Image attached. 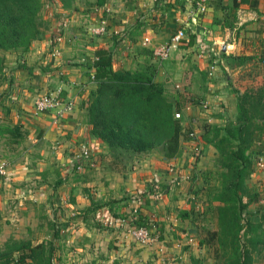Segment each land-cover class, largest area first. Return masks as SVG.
Segmentation results:
<instances>
[{
  "label": "crops",
  "instance_id": "crops-1",
  "mask_svg": "<svg viewBox=\"0 0 264 264\" xmlns=\"http://www.w3.org/2000/svg\"><path fill=\"white\" fill-rule=\"evenodd\" d=\"M198 2L199 0H109L106 5L104 22L108 32H119L126 34L127 37L136 31V27L142 25L139 28V31H142L141 37L149 36L145 38L149 40L148 43L144 41L142 45L152 51L156 47L168 43L178 30L184 31V39L176 49L170 52V57L159 62L155 80L165 84L169 94H175L176 91L168 84L175 82L179 76L176 71L183 68L184 76L180 83L181 86L175 82V88L180 89L179 93L199 98L200 104H204L202 107L207 111L198 110L199 105H189L183 109L186 118L183 123L184 127L190 128L196 133L197 143L203 146L202 149L206 153V156L199 160L193 159L190 151L192 143L187 141L183 144L188 147L189 151L182 153L180 158L163 161L154 156L139 155L128 166L120 165L122 169H118L106 148L90 136V127L86 123L83 103L87 99L92 83L88 82L86 70L81 63L85 58L83 54L87 56L84 59L85 62L83 61L86 63L97 49H109L113 46L109 39L105 40V37L102 36L97 38V45L85 38L84 33L87 29L102 22L99 19L100 16H96L94 13L86 15L76 12L78 16L76 14L73 15L74 17L71 15L65 17L70 26L61 29L58 34L62 37V43L57 42L55 34L51 35V38L45 35V38L42 37L39 41L32 43L26 64L30 59L28 65L33 66L36 74H39L38 66L46 68L47 74L41 75L40 73L38 79L32 77V73L29 71L22 74L25 70L14 69V76L24 75L20 77L23 79L19 78L17 84H21L25 93L29 94L32 91H40V89L49 93L61 89L63 99L73 100L75 107L71 113L58 120H55L54 112L36 113L33 102L30 103L31 106L23 107L24 112L21 115L27 118L24 128L29 129L31 131L29 132L35 136L29 142L31 144L29 148L16 153L15 157H17L14 159H18V162L12 161L7 178L0 179V196L6 190L10 192L13 187L19 197L18 202H15L17 206H22L21 198L24 200L28 198L30 201L35 199L38 202L35 191L44 186L41 183L42 178L45 177L43 180L45 184H51L60 175L63 183L59 187L63 186L65 194L72 201L64 206L63 217L59 218V222H65L64 219H67L70 214L75 216L76 219L73 218L68 222L67 228L71 227V232H75L72 229L74 224L80 227L81 234L88 231L83 230L85 229L83 228V219L78 220L79 212L85 208H91L92 204L96 202L99 205L96 207L99 209L93 218L94 221L106 224L110 220H115L111 217L112 211L119 210L120 213H123L126 208L123 206L124 203H122V207H119L118 204H112V202L121 201L118 199L124 196L122 195L124 191L127 192V212L129 213L131 206L134 205L139 209L138 215L135 217H144L148 229L157 226L158 230H162L161 237H158L159 242L157 241L159 244L153 245L157 251L152 252V250L144 249L134 241H130L128 236L127 240L124 239L123 242V238L115 235L116 232L112 234L109 231L110 234L104 235L101 231L102 228L96 229L98 225L88 226L87 228H92V232L87 233L89 237H92L93 243L95 233H98L96 240L99 249V251L96 249L97 252L87 258L91 259L90 264H125V261L127 264H146L145 260L150 258L148 256H152L150 259H154V254L158 256V253H163L172 247L174 242L182 237L180 233L183 230H185V234L191 231L187 221L182 220L179 213L175 211L178 207L177 202L175 204L169 198L172 184L175 181L178 184L180 181L178 184L180 185L179 193L181 195L188 194L186 184L188 175L194 173L197 168H201V165L206 168L211 163V166H214L216 159L218 160L215 150L209 145H204L200 139L203 125L221 126L225 120L233 119L237 93L256 90L264 85V75H257L256 72V69L257 71L259 69L258 65L260 66L264 60V57L261 62L259 60L264 52V30H262L264 27V0H235L237 7L234 6L233 0H207L206 12L199 15L194 23L192 21L193 12ZM167 4L169 5L165 6ZM54 30L56 29L54 28ZM127 44L130 47L133 46L132 42L128 40ZM195 47H198L197 52L202 51L203 59L199 58L200 62L194 60L191 62L175 61L176 57L171 56V53L175 54L176 51L189 52L190 50L193 52ZM78 52H82V54L79 55ZM168 59L171 67H169L170 63L166 62ZM113 68L115 69L114 63ZM12 86H15L14 82ZM201 145L200 147H202ZM83 147H86L91 154L89 159H80V163H83L78 168L79 165L75 164V159L81 156ZM0 148L2 147L0 146ZM6 150L8 151V149ZM252 150L259 154V158L254 162L253 173L246 180L245 188L249 195H256L249 206V218L253 225L258 226V234H260L258 239L264 242V134L255 136ZM12 152H14L13 149ZM260 159L263 160L262 167L258 163ZM109 162H112L113 165ZM81 175L86 176L81 177ZM186 198H188L187 202L189 200V206L187 208L185 205L182 209L188 211L192 209L193 197L189 194ZM122 202L125 200L122 199ZM57 203L59 205V202ZM34 206L37 205L27 206L26 210H34ZM136 208L134 211L137 210ZM51 218L54 222L53 217ZM22 220L23 218L16 219L17 222ZM186 225L187 227H184ZM64 227L63 225L62 229ZM67 228L64 230L65 232ZM61 233L64 240L63 230ZM81 236L77 239L80 240L79 242L90 243L91 240ZM75 240L73 236L67 242ZM106 243L118 248L109 247ZM103 246H106V250L111 249L108 251L109 253H104ZM197 252L199 251L196 249L189 251L188 254L184 251L181 252L183 255L179 264H187L190 256L199 257L196 255ZM166 256H169V253ZM157 261L160 262V260ZM167 261L164 259L160 264H166ZM253 262L262 264L261 254L255 252Z\"/></svg>",
  "mask_w": 264,
  "mask_h": 264
},
{
  "label": "trees",
  "instance_id": "trees-1",
  "mask_svg": "<svg viewBox=\"0 0 264 264\" xmlns=\"http://www.w3.org/2000/svg\"><path fill=\"white\" fill-rule=\"evenodd\" d=\"M57 1L63 12L77 11L76 3L85 2L93 8L90 14L100 16L101 21L106 19L109 0H92V3L89 0ZM42 13V0H0V54L15 55L20 69L26 68L31 45L40 39ZM89 13L85 11L86 15ZM141 26L128 37L126 35L133 46L141 36ZM118 34H112L114 47L97 49L88 62L82 64L92 83L83 103L89 134L106 148L114 164L124 167L136 156L154 150H158L165 160L176 159L181 155L182 144L189 141L188 135L193 132L183 125V109L187 104L200 105L201 101L184 93L169 95L166 85L155 80L159 61L148 48L138 49L144 58L136 67L114 69L115 48L123 42V36ZM34 70L28 68L31 73ZM175 113H181V117L176 119ZM26 134L23 124L0 125V143L7 149L21 145ZM262 134L264 85L237 93L233 119L225 120L221 126L205 124L201 129L200 139L215 150L220 172L216 174L218 186L213 188L207 210L213 216L215 230L208 231V238L200 240L199 244L201 247L208 243L214 248L216 264H254L255 252L261 254L264 264V242L258 239V226L250 223L246 213L256 195H249L245 188L246 180L253 173L254 162L259 158L252 150L254 139ZM193 215V209L180 213L182 220L188 221L192 231L197 232ZM129 226L148 227L144 217H135ZM158 232L160 238L162 230ZM57 235L55 232L53 238ZM54 259L52 240L32 245L29 241L10 238L0 246V264H53ZM187 264L206 263L205 259L193 255Z\"/></svg>",
  "mask_w": 264,
  "mask_h": 264
},
{
  "label": "rangeland",
  "instance_id": "rangeland-1",
  "mask_svg": "<svg viewBox=\"0 0 264 264\" xmlns=\"http://www.w3.org/2000/svg\"><path fill=\"white\" fill-rule=\"evenodd\" d=\"M89 1L92 3V0H89ZM42 3H43V13L41 16L42 28H41L40 38H42V37L45 38V35H48V37L51 38V35L55 34L57 37V42H59V41L61 42V40H62V37L60 35H58V34H60L61 29H66L70 26V25H68V22L65 20L66 19L65 17H68V15H71L72 17H74L73 15H76L77 14L76 12L85 14V11L89 13V12H91V10H93L92 7L87 6L88 4H85V2H82V1L76 3L77 8H78L77 11L66 12V13L62 11V9L60 8V4L58 3L57 0H42ZM168 5L169 4H167L166 6H168ZM63 14H65L66 16H64ZM77 16H78V14H77ZM71 24H72V22H71ZM98 26H99V23L97 25H94L93 27L87 29V31L84 33L85 38H87L89 41L95 42L97 45L98 44L97 38L99 39L102 36V37H105L104 38L105 40L109 39L113 45L111 47H114V41L112 39V36H113L112 34L114 32H108V30H106V32L103 35H96V34L92 33L94 29L98 28ZM52 27H54L56 30H54V28H52ZM120 35L123 36V39H122L123 42H122V44L120 43V45H118V47L115 48V54H114L115 69L117 70V69L134 68V67H136L137 62H141L142 59L144 58V56H141L139 54L138 49H141V47H145L142 45V43H144V41H146L145 38H148L149 36L148 35L147 36L145 35V37L140 36L138 39V42H137V45H139V46L134 45V46L130 47L129 44H127L126 34L123 35L122 33H119L118 36H120ZM37 41H39V39L36 40L35 42H37ZM146 43H148V42H146ZM90 46H92V45H90ZM111 47H109V49ZM145 48H147V47H145ZM197 49H198V47H195L193 52L190 50H189V52L176 51L175 54L171 53L172 54L171 56H173V58L176 57L175 61H181V62L182 61H184V62L190 61L191 62V60H194V61L200 62L199 58L203 59V57H201V55H203V54L201 53L202 52L201 50L197 52ZM78 54L81 55L82 52H78ZM2 55L3 54H0V59H2V60H0V68H1V72H0V125H2V124L13 125V123L14 124L16 123V124H23V127H24V122L27 118L22 117V115H21L22 112H24L23 107H25V105L29 106L30 103L33 102V100L35 98L46 93V91L40 89V91L39 90L38 91H32L29 94L25 93V91L21 88L22 87L21 84H17L20 79H23L20 77L24 76V75L20 74V76H18V77L13 75L14 69L15 68L17 69V67H18V64H17L18 58L15 55H5V56H2ZM83 55L85 57L84 59H86L87 56L85 54H83ZM28 56H29V54L26 56V58H28ZM187 56H188V58H187ZM84 59H82L81 63L85 62ZM259 60L261 62L262 58ZM28 61L30 62V59H28ZM25 62L27 63V59ZM29 62H28V64H29ZM166 62L170 63V60L168 59ZM26 63H25L26 68L22 69L25 71H23L22 74H25V72L28 71V68L33 67V66L31 67V65H28ZM89 63H90V60H89ZM170 65H171V63L169 64V67H171ZM258 67H259L258 71L256 69L257 75L258 74L264 75V68L261 65L260 66L258 65ZM176 68H177V66H176ZM18 69H20V68L18 67ZM45 69L46 68H43L42 66H38L37 71L39 72V74H36L35 72H33L35 74L32 73V77L39 79L40 73H41V75L47 74L46 73L47 70H45ZM182 69H179L176 71V73L179 75V76H177V78L175 80V82H178L176 84H180L182 82V78L184 76ZM16 79H18V80H16ZM11 82L12 83L14 82V85H15L14 87L12 86ZM88 82H90L89 78H88ZM175 82L174 83L171 82L168 85L173 87V89L176 91L175 93H177L178 91H180V89L175 88ZM180 86H181V84H180ZM85 90H88V89H85ZM180 93H182V92H180ZM169 95H172V94H169ZM187 105L189 106V104H187ZM202 105H204V104H202ZM202 105L201 104L199 105L200 108L198 107V110L207 111V110H205V108L202 107ZM19 121H21L23 123H21ZM185 121H186V118L184 117L183 123H185ZM24 130L27 132V134H26L27 136L21 145H17L13 148L14 152H12V148L8 149V151L7 150L5 151V149H7V148L4 147L2 143H0V146L2 147V148H0V165L5 164L7 167V169H6L7 175L4 177H0V179L1 178H7L8 170L11 166L10 164H12V161L18 162V159H14L17 157V156L15 157L16 153H19L20 151H23V150L29 148L31 145V144H29V142L32 141V139L34 138L35 135L31 134L30 133L31 131L27 128H24ZM186 130L191 131L190 128L186 129ZM202 148H203V146L200 149V156L197 158L198 160L200 158L206 156L205 150ZM188 151H189L188 147L185 146L184 144H182L181 154L184 152H188ZM144 156H146V157L154 156L155 158L162 159L163 161H165L164 157L162 156V154L158 150L157 151L154 150V151L150 152L149 154H145ZM10 157H13V158H10ZM180 157H181V155L178 158H180ZM217 158H218V156H217ZM216 161L214 163V166H211L212 164L210 163L206 167L207 170L204 167V165H201V168H197V170L195 171L196 173L193 170L194 173L189 174L187 180L185 178L186 184L188 187V194L181 195V193H179L180 185H178V184L180 181L178 182V184L176 181L174 182V184H172V191H171V195L169 198L173 201V203L176 204V202H177L178 207L175 209V211H177L179 213V215H180V213L187 211L185 209H182L185 205L187 208L189 206V200L187 202L186 199H188V198H186V197L189 196V194L191 195V197H193L191 207L194 210L193 220H194V224H195L194 227L197 228V232L192 231L191 226L189 227V223L187 221L188 227L191 231H189V233H187V234L184 233L185 230H183V232L181 231L182 233L179 232L182 237H180L176 242H174L172 247H169L163 253L162 252L158 253L157 254L158 256H156L154 254V259H150L152 256H148V258L149 257L150 258H149V260L148 259L145 260V261H147L146 264H157V262H158V264H160V262L164 259L168 260L166 262V264H179V261L181 262V258L183 255V254H181V252L184 251V252H186V254H188L189 251H193L194 249L199 251V252H197L196 255H198L200 258L205 259L206 264H216L217 260L215 259L214 253H213L214 248L210 245L208 246V243L204 246H201V247L199 244L200 240H205L208 238V234H207L208 231L215 230V223L213 221V216H211V212H209L207 210L209 209L208 205H209V202L211 201V194L213 192V188L218 186V177L216 174L220 172V168H219V160L216 159ZM112 162H113V160H112ZM112 162H109V164L110 163L112 164ZM114 165L116 166V168L122 169L121 168L122 166H120L121 164L117 163ZM126 166H128V165H126ZM215 168H216V170H215ZM126 169H127V167L125 168V170ZM58 175H59V172H58ZM82 176H86V175H81V177ZM73 178H75V177L73 176ZM43 180H45V177L42 178V180H41L42 185H44V186H42V188H40V189H36V187L34 188V190L36 189L35 192L37 193L36 196L38 198V202L35 199L30 201V199H28V198L26 200H24L23 198L20 197L22 199L23 204H22V206H19V205L17 206V204L15 202H18L17 199H19V197H18V194L14 192L13 187H11L10 192H7V190H6L4 192V194H2V196H0V207H1L0 208V246H3V244L10 238L15 239L17 241H29L32 243V245H37V244L42 243V242L47 243L50 240H52V241H54V246H55V259H54L53 264H78V263L90 264L91 259H87V258H90L92 256V253L95 254L97 252V250L99 251V249L97 248L98 242L96 240L98 233L97 232L95 233V241L93 243L92 237L91 236L89 237V234L87 233V232H89V233L92 232L91 231L92 228L91 229L87 228L88 226L93 227V226L98 225V227L96 229L102 228L101 231H103L102 233L104 235L110 234L109 231H111L112 234H113V232H116L115 235L123 238V240H122L123 242H124V239L127 240V236H128L127 230H128V228L131 227V226H129V223H130V221L132 222V220L135 218V215H138L137 212L139 211L138 208H136V207H134V205H132L130 208V212L129 213L127 212V202H126L127 201V192L124 191L123 194L121 193L122 195H124V196H122V198L118 199L121 201H117V202L113 201L112 202V204H118L119 207H122V203H124L123 206L126 208L123 213H120L119 210L112 211L113 215L111 217L115 218V221H116L115 226L114 225L110 226V225H107L103 222L101 223L100 221H97V222L94 221L93 218L96 215V211L99 209L98 207H96V206H99V205H97L98 204L97 202L95 204H92L91 208H85L84 210H81V212H79L78 220L83 219L84 227L83 226L82 227L85 228L83 230H88V231H85L84 234H81L80 229H79L80 227L76 226V224H74V222H73V224L75 226H73L72 229H74L75 232H71V227L67 228L68 222H70L71 219H73V218L76 219L75 216L70 214L67 219H64L65 222H59L60 219L63 217V210L65 209L64 206L65 205L67 206L72 201L65 194V190H64L63 186L59 187L60 184L63 183L62 177L60 175L57 176L56 179L53 180V182L51 184H45V182ZM176 188H177V190H176ZM11 191H13V192H11ZM175 193L176 194L178 193L179 196L176 195ZM122 199H124L125 202H122ZM97 201H99V200H97ZM57 202H59V205ZM33 205H37L36 207L34 206L35 207L34 210L33 209L26 210L27 206H33ZM18 207H22V208H18ZM94 207H96V208H94ZM134 208H136L137 210L134 211L135 210ZM17 209H18V211H17ZM92 209H95L94 213L90 212V211H92ZM58 210H60L61 212ZM246 213H247L248 220L251 221V219L249 218V208L247 209ZM127 214H129V215H127ZM50 215H53V216H50ZM23 216H25V217H23ZM51 217H53L54 222L51 220L52 219ZM22 218H23L22 221H20V222L16 221V219L20 220ZM100 223H101V225L99 226ZM63 225L65 226L64 229H62ZM184 227H187V225ZM66 228H67V230L65 232L64 230ZM104 229H107L108 231L105 232ZM179 229L181 230V228H179ZM62 230H63V235H65V239H64L65 241L61 237V235H62L61 231ZM55 232L58 235H57V238L54 239L53 237L55 235ZM149 232L151 234V237L157 238V241H158V237H159L158 236L159 235L158 227L157 226H155V228L151 227L149 229ZM49 234H51L53 236L51 237ZM173 234H174V232H173ZM73 236L75 237L76 240L74 242H71V241L67 242V240L71 239ZM80 236L81 237L85 236V238L87 240H91L90 243L89 242H87V243L79 242L80 240H77V239ZM128 238L131 239L130 241H134L130 236H128ZM117 241H119V240H117ZM134 242L137 243V245H139L140 247H143L144 249L147 248L149 250H152V252L154 250L157 251V249L153 245L159 244L158 243L159 241L158 242L155 241L152 244H143V243H139L136 241H134ZM193 243H194V245H193ZM85 245L88 246L89 248H87ZM106 245L109 247L118 248L117 246H115V245L113 246L112 244L108 245V243H106ZM103 249L105 251L104 253H109L108 251L111 250V249L106 250V246H103ZM167 253H169V256H166ZM157 260H160V262ZM93 262L95 263L96 259ZM106 264H108V263H106ZM125 264H127V261H125Z\"/></svg>",
  "mask_w": 264,
  "mask_h": 264
},
{
  "label": "built area",
  "instance_id": "built-area-1",
  "mask_svg": "<svg viewBox=\"0 0 264 264\" xmlns=\"http://www.w3.org/2000/svg\"><path fill=\"white\" fill-rule=\"evenodd\" d=\"M207 0H199V2L196 5V9L193 12V19L192 21L196 23L197 17L199 15H202L206 12L207 6H206ZM105 22L102 21L99 23L98 28L94 29L92 33L96 35H103L105 33ZM185 37L184 31L182 29L178 30L175 35H173L170 39V41L164 45H160L156 47L153 50V56L155 59L159 62L165 61L172 50L176 49L178 45L181 43V40H183ZM59 40V39H58ZM149 40L146 39L145 42H148ZM262 67H264V60L261 63ZM62 90L57 89L56 91H52L49 93H44L37 98L33 100V108L36 113H45V112H54L55 120H58L59 118L64 117L66 114L71 113L74 110L75 103L73 100H64L62 95ZM181 117L180 113H175V118L179 119ZM189 141L192 143V150L191 155L193 159H197L200 156V149L201 147L197 143V137L195 132L189 133ZM90 151L83 147L81 156L77 157L75 159V164L79 165L78 168H80V165L83 163H80V159H89L90 157ZM259 165L263 166V160L260 159L258 161ZM6 165L1 164L0 165V177L6 176ZM107 225L113 226L116 224L115 220H110L109 223L106 222ZM127 235L130 236L134 241L143 243V244H152L155 241L157 242V238L151 237V234L149 232V229L147 228H137V227H130L127 230Z\"/></svg>",
  "mask_w": 264,
  "mask_h": 264
}]
</instances>
